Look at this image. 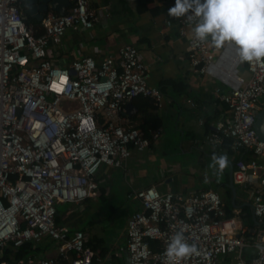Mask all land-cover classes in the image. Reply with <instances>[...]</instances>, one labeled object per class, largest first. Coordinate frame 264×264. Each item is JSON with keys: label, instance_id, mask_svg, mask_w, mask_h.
<instances>
[{"label": "built area", "instance_id": "obj_1", "mask_svg": "<svg viewBox=\"0 0 264 264\" xmlns=\"http://www.w3.org/2000/svg\"><path fill=\"white\" fill-rule=\"evenodd\" d=\"M92 1L70 0L64 15L49 12L34 25L20 0H0V264H110L86 245L82 232L57 226L56 205L95 197L102 166L124 168L133 152L150 147L119 116L135 97L158 104L161 94L148 85V67L131 45L120 47L116 60L99 63L82 57L66 68L48 59L49 46L60 45L67 31L90 30L98 22ZM196 22L178 20L188 61L229 89L222 98L230 119L217 123L206 142L216 148L229 142L233 152L250 154L235 162L233 181L243 188L258 183L251 198L260 225L249 229L227 216L214 191L160 193L149 187L127 195L140 208L126 221V264H165L164 251L177 231L201 253L182 264H264L255 247L264 237V143L254 130L264 107V61L241 62L231 43L216 49L196 41ZM242 63L248 78L239 71ZM72 102L78 106L62 108ZM45 239L57 244L56 257L3 260L7 249Z\"/></svg>", "mask_w": 264, "mask_h": 264}, {"label": "crops", "instance_id": "obj_2", "mask_svg": "<svg viewBox=\"0 0 264 264\" xmlns=\"http://www.w3.org/2000/svg\"><path fill=\"white\" fill-rule=\"evenodd\" d=\"M174 3L175 0H93L91 8L98 16L94 27L67 31L60 45L51 44L48 48V59L67 68L82 57H92L98 63L109 56L116 60L118 49L131 45L148 67V85L161 94L160 102L152 109L145 106V98L135 97L127 103L134 110L131 113L124 111L119 116L126 127L148 134L150 147L141 153L133 152L124 168L102 166L95 176L99 188L95 197L79 204L56 205L57 226L66 228L70 234L82 232L88 247L110 264L127 262L126 223L122 231V251L116 247L106 248L95 234L89 232L88 228L92 226L85 228L84 225L88 220H94L91 218L97 209L92 205L111 198L116 191L124 192L127 198L128 194L149 187L160 193L211 190L220 196L227 215L249 229L260 225L254 218L251 198L258 183L243 188L232 180L239 156L248 159L250 154L233 152L229 142L220 148L206 142L217 123L230 119V111L222 98L229 89L217 79L192 69L187 41L178 31L180 18L167 15ZM28 23L36 25L39 22L28 18ZM241 68L240 73L248 78L244 63ZM217 90H220L218 94ZM214 154L228 156L229 165L222 173L217 174L209 167ZM129 200L133 203L132 214L140 205L137 200ZM47 243L50 245V240L38 244L42 250L36 256H57V252L52 256V252L43 251ZM52 247L57 251L56 243H52Z\"/></svg>", "mask_w": 264, "mask_h": 264}, {"label": "clouds", "instance_id": "obj_3", "mask_svg": "<svg viewBox=\"0 0 264 264\" xmlns=\"http://www.w3.org/2000/svg\"><path fill=\"white\" fill-rule=\"evenodd\" d=\"M167 15L197 21L192 35L200 43L216 49L231 43L237 47L241 62L264 61V0H175ZM228 165L227 154H214L209 167L219 174ZM255 247L264 258V237ZM200 255L197 246L187 242L183 231L170 237L164 251L165 264H182L185 259Z\"/></svg>", "mask_w": 264, "mask_h": 264}, {"label": "rangeland", "instance_id": "obj_4", "mask_svg": "<svg viewBox=\"0 0 264 264\" xmlns=\"http://www.w3.org/2000/svg\"><path fill=\"white\" fill-rule=\"evenodd\" d=\"M68 106L77 107L78 105L75 102L62 104L63 109ZM116 192L111 198H106L105 200H101L95 205H92V207L97 209L95 212L96 215L91 218L94 219L93 222L88 220L84 226L85 228L92 226L91 229L88 228L89 232L92 235L95 234V236L103 242V245L106 248L110 249L116 247L117 250L122 251L124 247V235L122 234V231L125 228L128 216L134 208L133 203L126 198L124 192ZM43 241L39 244H42ZM50 243V245L47 243L43 247V251L52 252L51 255L56 256L57 251L52 247V243H55L52 241H50Z\"/></svg>", "mask_w": 264, "mask_h": 264}, {"label": "water", "instance_id": "obj_5", "mask_svg": "<svg viewBox=\"0 0 264 264\" xmlns=\"http://www.w3.org/2000/svg\"><path fill=\"white\" fill-rule=\"evenodd\" d=\"M20 3L27 18L36 22H41L45 14L49 13L50 10L62 16L71 5L70 0H20ZM239 71L242 72L241 67ZM70 74L74 76L75 72L71 70ZM133 110L134 107L131 104L125 106L127 113H131ZM254 130L257 140L264 143V107L255 115ZM232 180L231 184L233 182Z\"/></svg>", "mask_w": 264, "mask_h": 264}, {"label": "trees", "instance_id": "obj_6", "mask_svg": "<svg viewBox=\"0 0 264 264\" xmlns=\"http://www.w3.org/2000/svg\"><path fill=\"white\" fill-rule=\"evenodd\" d=\"M138 97H140V98L142 97V98H145L147 100V103L145 104V106H147L148 108L152 109L155 107L156 101L154 98L137 96V98ZM145 137H148V134H145ZM227 216H229V215H227ZM87 246H89V245H87ZM151 246H155V245L153 243H151ZM41 250H42V248L38 244L36 246H34L32 243H25L16 252H12L10 249H7L4 253V257H3L4 259L3 260L4 261H17L20 259L26 260L28 257H35Z\"/></svg>", "mask_w": 264, "mask_h": 264}, {"label": "snow or ice", "instance_id": "obj_7", "mask_svg": "<svg viewBox=\"0 0 264 264\" xmlns=\"http://www.w3.org/2000/svg\"><path fill=\"white\" fill-rule=\"evenodd\" d=\"M54 87L56 86V85H53Z\"/></svg>", "mask_w": 264, "mask_h": 264}]
</instances>
